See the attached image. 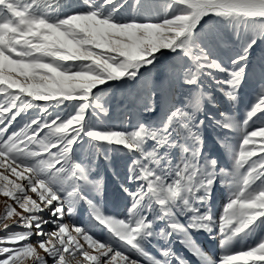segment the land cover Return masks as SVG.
Here are the masks:
<instances>
[{
  "label": "snow or ice",
  "instance_id": "6c2138e0",
  "mask_svg": "<svg viewBox=\"0 0 264 264\" xmlns=\"http://www.w3.org/2000/svg\"><path fill=\"white\" fill-rule=\"evenodd\" d=\"M148 3L85 0L86 10L61 17L55 15L61 0H0V195L13 201H5L0 214V230L6 233L0 236V264H49V258L51 264H139L112 242L95 238L89 227L64 222L66 209L74 214L81 201L91 208L94 226L107 229L117 245L146 258L148 264H184L172 247L160 250L163 259L145 249L153 237L170 240L174 235L182 237L201 264H264V239L217 261L202 252L192 236L194 231L218 227L227 247L264 225V124L247 130L254 117H264V85L243 120L238 147L224 143L234 172H218L217 160L204 156L198 130L204 121L196 120L192 111L177 108L160 127L142 124L131 132L89 123L90 113L99 117L107 112L93 89L135 80L141 69L155 66L164 50L190 58L185 84L197 85L201 76L223 73L225 78L214 83L236 100L257 40L250 38L227 67L196 42V33L203 18L218 17L233 28L246 27L264 37V0H167L171 14L162 20L118 18L126 4L138 15H151ZM39 101L47 102L40 107L41 116L6 135ZM69 104L73 107L67 115L41 118L50 105ZM217 123L225 129L234 126L229 119ZM44 129L48 131L40 137ZM181 134L185 143L178 145ZM85 138L97 154L105 146L141 154L129 168L127 181L136 187L125 188L131 207L121 218L106 215L86 195L89 190L102 192L103 184L90 179L89 166L72 163L73 148ZM148 140L150 150L145 149ZM177 146L183 155L173 163L169 150ZM230 176L233 191L217 219L206 205L217 179ZM46 210L47 218L41 215ZM182 215L189 217L187 224L181 222ZM157 220L166 221L159 232L154 228ZM46 225H54V230L45 231ZM13 226L26 230L11 231ZM34 236L40 238L35 244Z\"/></svg>",
  "mask_w": 264,
  "mask_h": 264
},
{
  "label": "rangeland",
  "instance_id": "374dc122",
  "mask_svg": "<svg viewBox=\"0 0 264 264\" xmlns=\"http://www.w3.org/2000/svg\"><path fill=\"white\" fill-rule=\"evenodd\" d=\"M131 2L132 0H128V4H131ZM166 3L167 0H149L147 7L151 10V15L145 13L143 16L138 15L126 4L121 9L118 18L120 20L133 18L162 20L165 15L171 14L165 7ZM83 10H86L85 0H61V5L56 9L55 15L62 17L73 11ZM250 38H255L257 43L249 55L246 79L240 87L236 100H230L221 91L220 86L214 83L215 79L223 80L225 78L223 73H215L213 77L201 76L197 85L185 84L184 72L186 67L191 66L190 58L185 56L183 52L164 50L158 54L155 66L149 69H141V75L135 80L112 81L93 89L96 96L102 100L107 112L99 117H95L90 113L89 123L94 124L98 129L112 128L131 132L138 130V127L142 124L148 127H160L166 116L177 108L192 111L195 113L196 120L204 121L203 125H198L203 140L204 156L217 160L216 170L218 172L221 168L234 172L232 157L226 152L224 143L227 142L233 149L238 147L245 127L243 120L256 102L260 89L264 85V37L256 36L246 27L233 28V26L228 25L218 17L203 18L201 27L197 30L195 37L196 42L208 49L214 59H218L227 67L231 66L232 58L242 50ZM145 82L150 87H146ZM153 92L155 93L154 96L152 95ZM36 103L38 104L36 107L27 110L26 113L17 118V121L12 124L6 135L21 130L28 120L41 116L40 107L47 102L39 101ZM72 107L71 104L50 105L49 112L43 114L41 118L50 120L56 114L63 117L72 111ZM221 113L225 115L221 116ZM226 119L233 122V128L225 129L217 123V121L223 122ZM253 120L255 123L249 122L248 131L264 124V117L261 119L254 117ZM47 131V129H44L40 133V137H43ZM184 143V136L181 134L177 138V144L183 145ZM151 146L152 141L148 140L145 149L150 150ZM52 150L55 151L56 149ZM169 153L173 163H178L182 159V149L179 146L170 149ZM71 155L73 164L87 165L91 168L90 179L102 181V192L97 193L89 190V192H86L88 198L92 199L106 215H113L117 218L127 215V210L131 207V200L125 188L134 190L136 187L127 181V176L133 160L139 158L141 154L130 152L126 148L118 146H105L97 154L92 142L85 138L73 148ZM246 169L247 165L240 172L243 173ZM256 183L258 184L259 181ZM253 187H255V184ZM232 191L231 176L217 179L211 191V200L206 205L217 219L223 212ZM33 198H35V194H33ZM5 201L10 204L13 203L10 199L0 195V214L4 212ZM76 207H79L81 211L72 214V221L89 227L90 233L95 238L102 242H112L117 250L132 255L133 258L139 261V264H148L146 258L125 249L123 245H117L107 229L102 226H94L92 210L87 203L81 201ZM17 210L19 211L18 208ZM45 217L47 216L45 215ZM180 219L184 224L189 222L187 215H182ZM165 227L166 221L164 220H157L154 225L157 232ZM11 231L25 230L13 226ZM45 231H47L46 228ZM5 234L4 231L0 230V236ZM192 236L202 252L219 261L220 257L225 254H235L247 250L249 246L258 244L260 240L264 239V225L257 227L254 232L243 239L238 237L227 247L222 244L223 237L218 227H214L212 231H194ZM37 239L39 240V238ZM38 240L34 236L31 242L35 244ZM164 247H172L176 255L184 261V264H201L200 257L193 254L187 245L182 242V237L179 235H174L170 240L153 237L150 242L145 244L146 251L157 259H163L160 250ZM49 264H51L50 258Z\"/></svg>",
  "mask_w": 264,
  "mask_h": 264
},
{
  "label": "bare ground",
  "instance_id": "6f19581e",
  "mask_svg": "<svg viewBox=\"0 0 264 264\" xmlns=\"http://www.w3.org/2000/svg\"><path fill=\"white\" fill-rule=\"evenodd\" d=\"M162 60H164V59H162ZM162 63V62H161ZM95 91V90H94ZM105 154V153H104ZM81 210L79 209V207H76L75 208V211L74 212H76V214L77 213H79ZM43 215L45 216H47L48 217V212H47V210L45 211V212H43ZM74 215V214H73ZM71 216H72V214H68V212H67V209H66V215H65V218H64V222H66V223H70V224H73V223H75V224H77L76 222H74V221H72L71 220ZM46 217V218H47ZM45 228H46V230L47 231H52V230H54V225H46L45 226ZM22 230H26V229H23L22 228ZM37 238H39V237H36V240H38ZM35 239V238H34ZM40 239V238H39Z\"/></svg>",
  "mask_w": 264,
  "mask_h": 264
}]
</instances>
